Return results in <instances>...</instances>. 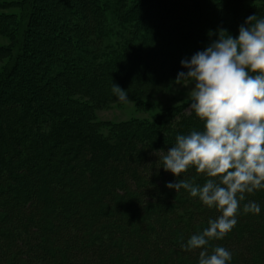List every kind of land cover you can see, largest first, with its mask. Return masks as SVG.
Wrapping results in <instances>:
<instances>
[{
  "label": "rangeland",
  "instance_id": "obj_1",
  "mask_svg": "<svg viewBox=\"0 0 264 264\" xmlns=\"http://www.w3.org/2000/svg\"><path fill=\"white\" fill-rule=\"evenodd\" d=\"M28 1L29 8L33 9L34 13L24 10L21 5H16L13 0H0V21L5 22L1 15L5 16L9 13L17 15L7 21L4 27L0 26V104L2 99L8 97L6 90L11 86H15L17 81H21L24 88L26 87L22 90V95L32 93L37 104L67 120L71 124L72 131L77 132L75 128L80 127L82 129L84 127L86 130L98 132L103 136H109V132L113 130L121 131L135 126L146 127L163 120L181 108L189 107L190 85H185L183 81H176V76L167 81L158 78L155 84L157 87L151 78H147L141 83L130 82L128 87L134 84L140 86L149 85L150 87L138 99H127L126 102L119 101L114 103L104 101L100 104L101 98H107L108 92L106 91L111 88L112 84L107 82L100 83L95 80L96 78L89 77L90 74L83 67V62L79 58H73L72 60L63 59L64 57L67 58L66 55L70 56L69 54L74 50V47H72L74 45L69 42L71 38H67L68 35L77 39L78 43L87 42L86 44H89L90 42L92 11L89 4H87V0ZM143 1L144 3L147 2L145 6L149 9L158 0H128V3L138 4ZM168 2L169 5L174 4V7H177V0H169ZM235 6L236 29L232 34L233 37L237 35L238 27L243 24L247 16H264V0H237ZM60 16L63 17L62 20H59ZM67 21L68 23H66ZM164 21L166 26L177 22L171 17L166 18ZM65 23L71 27L67 28L66 26L65 30H63ZM34 49H38V51ZM18 61L27 68L17 73L14 71L11 76L8 75L9 69ZM36 61L41 62L38 64ZM46 61L50 63L48 65L51 68H54L53 70L50 69V71L65 69L63 70L65 73L56 79L51 77L55 74L54 72L41 74L39 66L47 64ZM65 65L67 67H64ZM79 67H82L80 71L77 70ZM181 71H184V69L182 68ZM158 73L164 74L167 71L159 70ZM47 75L49 79L46 78ZM7 76V83H3L4 78ZM113 76L118 77L120 80L125 77L121 71H113ZM56 90L55 95L54 91ZM6 100L10 101V99ZM22 105L20 106L24 109H33V103L24 102ZM190 111L191 109L188 108L186 114H189ZM0 115L6 117L5 110H0ZM7 119L5 120V125L9 126V120ZM16 119L19 121L18 127L20 128L21 119L17 116ZM30 133L22 138H29ZM4 134V138L0 137V142L7 143L8 137L6 132ZM153 142L154 140L144 142L142 147H147ZM69 145H71V142L65 140L63 145L57 148L59 152L50 153L45 147L40 149L41 158H37L34 155L30 156L33 162L32 167L28 168L30 171L27 170L23 174V178H21V172L25 168L26 164L24 163H21V166L8 167V170L15 175L13 178L4 175L0 176V181L5 182L7 186L9 184H16L15 186H17L14 189V185L8 186L12 187L8 193L0 194V213H11L12 216L14 214L15 221L13 223L29 222L30 225L26 227V234L36 235L24 245L25 248L31 249L28 257L15 256V252H12V254L10 252L3 257L2 264H9L13 260L17 264H21L23 260L34 264L39 261L38 258H41L38 252L42 247H47L51 250L60 249L61 251L59 252L54 251L55 256L53 255L58 257V259L61 255H67L75 259L88 258L91 260V262L89 261L90 264H130L129 261L134 258L154 259L157 260L158 264H195L197 262L199 250L186 252L172 245L171 241H169L170 244L166 241L164 244L165 248L160 250L157 245L150 246L149 241L152 240V236L133 233L135 227L156 226L144 223V221L140 222L139 219L145 216L146 207L150 205L146 198L154 196L153 194L160 191V187L157 188L155 184L152 187V180L149 178L150 174L157 173V171H151L143 165L136 167L139 163L140 146H135V148L127 151L124 155L114 152L111 155L113 159H110L107 153V158L104 160L100 153L97 152L99 164H94L93 168L90 156L86 154L80 157L74 156L72 154L74 150H67ZM164 151L166 152L167 150ZM0 154L3 157H8L10 152L2 150ZM162 154L163 151L154 152L148 158L153 162H158V156ZM78 160L82 161L83 168L74 170L73 165ZM135 168L136 177L130 176L129 172ZM99 169H104V174L102 172L99 174ZM89 170L93 175L92 178H95L93 180L95 182L87 181L85 183L84 181V186L80 184L81 186H78L81 188L78 187L76 185L77 179L85 177V172ZM167 180L175 182L176 177L170 174L167 176ZM132 183L138 184L135 191ZM110 184L113 185L111 189H109ZM139 184H145V187L141 189ZM120 185L126 187L123 191L124 194L130 193V195H125L123 198L124 203L112 207L111 212H124L127 217H116L113 219V217L108 218L104 215L101 218V222L90 229L88 219L91 215L94 219L93 209H97L95 211V214H98L97 216L109 211L106 205L107 199L101 198L99 194L106 191L110 197H121L120 193L115 189ZM70 191L74 193V197L69 198L66 196L67 192ZM136 193L138 195L143 194L142 200L139 201L133 198ZM259 195L260 201H258V193L255 192L250 195L246 194V199L242 202H256L260 206L258 214L238 215L236 225L222 240L210 242L212 246H222L231 252V264H264V252L262 251L263 253H261L259 250V248H264V192ZM166 207L165 211L167 210L169 213L170 210L166 209ZM57 211L63 212L58 215L56 214ZM71 211L75 212V215L82 216L84 227L80 228L78 225L77 231L82 235L90 233L91 235H88L87 239L69 237L70 231L65 226L71 225L72 218L68 213ZM216 215L218 213L215 211L211 218L214 219ZM154 219L158 220L159 216ZM196 221L192 226L194 233L200 230L202 218L198 217ZM105 222L109 224L104 229L101 226L106 224ZM12 226L13 224H1L0 229H11ZM166 226H170L167 227L165 232L171 236L172 241L177 239L183 243L190 236V233L184 227L182 230L175 232V229L171 228V226L173 227L172 223H166L165 228ZM125 227L126 232H121V229ZM14 229L18 230L19 228L14 227ZM107 232L110 235L115 234L111 241H119L118 246L114 248L109 246V243L104 239L108 236ZM244 235L249 238H243ZM95 247L106 249L102 258L97 259L96 251L92 249ZM15 248H18L17 252H22L23 250V247L19 244ZM236 249L237 252H241L242 257H237ZM78 251L79 253L76 255ZM124 252L129 255L124 256ZM75 264L81 263L77 262ZM136 264H140V262Z\"/></svg>",
  "mask_w": 264,
  "mask_h": 264
},
{
  "label": "trees",
  "instance_id": "obj_2",
  "mask_svg": "<svg viewBox=\"0 0 264 264\" xmlns=\"http://www.w3.org/2000/svg\"><path fill=\"white\" fill-rule=\"evenodd\" d=\"M168 1L169 0H158L154 2L152 8L149 7V9H147L145 6L147 2L144 3V1L138 4H129L128 0H87V4H89L92 11L90 42L89 44H86V41V43H78L77 39L68 35L67 38H71L69 42L74 45L72 46L74 50L69 54L70 56L66 55L67 58L64 57L63 59L72 60L73 58H79L83 62V67L88 74H90L89 77L96 78L95 80L100 83H114L121 89L127 91L128 99H138L150 86L134 84L128 87V83H141V81L151 78L155 85L158 78H162L163 81L170 80L176 76L178 71L182 70L180 65L181 59H187L196 51L203 50L209 43L218 38L221 30L230 34L235 32V2H237V0H177V7H174V4L169 5ZM13 2L18 6L21 5L24 10L34 13V10L29 8L30 5L28 0H13ZM14 16L17 15L15 13H9L5 16L1 15V18L5 19V22L1 20L0 26L4 27L7 21L11 20ZM168 17L175 19L177 22L170 23L166 26L164 20ZM62 19L63 17L60 16L59 20ZM66 23H68V21ZM65 24L63 25V30H65L66 26L67 28L71 27ZM227 33H221V35H227ZM165 40H167L168 43H166L167 41ZM34 50L38 51V49ZM161 57L162 59H160ZM36 62L39 64L41 61ZM46 62L47 64L39 66L41 74L54 72L55 74H53V76L55 75V77H51L56 79L58 76H61V74L65 73V71H63L65 69L63 68V70L60 71H56V69L55 71H50V69L53 70L54 68L48 65L50 64L48 61ZM64 67H67V65ZM26 68L23 63L20 64L19 61L17 63L15 62L9 69L8 75L11 76L14 71L17 73ZM81 68L82 67H79L77 70L80 71ZM157 70H165L167 73L159 74ZM113 71H121L125 77L120 80L118 77L116 78L113 76ZM7 78L8 76L4 78L3 83H7ZM46 78L49 79L48 75ZM155 86L157 87V85ZM25 88L21 81H17L15 86H11L6 90L8 97L2 99L0 104V110H5L6 114V117L0 115V137L4 138L5 132L8 137L7 143L0 142V151L7 150L10 152L8 157H3L2 154H0V176L4 175L13 178L15 175L8 170V167H14L16 165L21 166V163H24L26 165L21 172V178H23V174H25L27 170L30 171L28 168L32 167L33 162L30 156L34 155L37 158H41L40 155L42 153L40 149L45 147L50 153L59 152L57 148L63 145L65 140L71 142L67 150H74L72 153L74 156L80 157L85 154L90 156L93 162V168L94 164H99L97 152L100 153V156L104 160L107 158V153L110 159H113L111 155L114 152H119L121 155H124L127 151L135 148V146H140L139 163L136 167L143 165L151 171H157V173L150 174L149 178L152 180V187L155 184L157 188L160 187V191L159 193L153 194L154 196L146 198L150 205L146 207L145 216L139 219L140 222L144 221V223L146 222L156 226L147 225L140 228L135 227L133 233L152 236V240L149 241L151 247L157 245L160 250H163L165 248V242L167 241L170 244L169 241H171L172 245L181 249L180 245L182 242L177 239L172 241L171 236L165 232L167 231V227H170L166 226L165 228L166 223H172L173 227L171 226V228L175 229V232L177 230L180 231V229L182 230L184 227L190 235L194 233L192 226L197 222L196 220L198 217L202 218L200 230L207 226V221L209 218L213 217L215 209H208L202 206L197 198L189 197L183 190L175 192L174 190L168 189L165 185L169 182L167 176L171 173L165 172L162 168H159V162H153L148 158L151 153L167 150L174 143L176 134H186L189 130H199L202 128V123L192 110L189 114H186V110L189 107L181 108L163 120L152 123L146 127L142 128L140 126H135L121 131L113 130L109 132V136H103L98 132L95 133L92 130H86L84 127L82 129L80 127L75 128L77 132L72 131L71 124L68 123L67 120L56 115L51 110L44 109L40 104H37L34 101L35 98L32 93L22 95V90ZM56 92L57 90L54 91L55 95ZM106 92H108V96L107 98L104 97V99L101 98L100 104L104 101L109 103L119 102L112 94L111 88L107 89ZM6 99H10V101ZM24 102L33 103V109H24L22 107V103ZM7 116L9 119H7ZM16 116L21 119L20 128L18 127L19 121L16 119ZM6 119L9 120V126L5 125ZM28 133L31 134L29 138H22ZM150 140H154V142L147 147H142L144 142ZM94 147H96V149H94ZM81 163L82 161L78 160L73 165L74 170L83 168V163ZM101 172L104 174L105 170L99 169L98 173L101 174ZM85 173V177L77 179V186L80 184L84 186V181L86 183L87 181L89 182L95 179L92 178L93 175L90 170ZM129 174L130 176H135L136 168L131 170ZM181 176L183 179L189 180L195 184L202 185L205 181V177H203L202 174H196L194 170L182 173ZM15 185L16 184H9L8 186H13L14 189L17 187ZM132 185L135 191L138 184L132 183ZM8 186L5 182L0 181V194L8 193L10 188H12ZM112 187L113 185L110 184L109 189ZM143 187H145V184H139V188L142 189ZM125 188L126 187L123 185L115 188L121 195V197L118 196L117 198L110 197L106 191L99 194L101 198L107 199L106 205L109 211L97 216L98 214H95L97 209H93L94 219L91 217L92 215L89 216L90 218L88 219L90 229L92 226L99 224L104 215L108 218L113 217V219L116 217H127L124 212H111L112 207L124 203L123 198L126 194H124L123 191ZM255 192L258 193V201H260L261 198L259 194L264 192V190ZM128 194L130 195V193ZM66 196L69 198L74 197V193L71 191L67 192ZM142 196L143 194L138 195V193H136L133 195V198L140 201L142 200ZM143 200L146 202L145 199ZM165 207L170 210L169 213L167 210L166 213ZM62 212L63 211H57L56 214L60 215ZM68 213L72 218L71 225L65 226V228L67 227L70 231L69 237L87 239L88 235H91L90 233L82 235L77 231L78 225L80 228L84 227V221L81 219L82 216L75 215V212L72 211ZM154 216H159V219L155 220L154 218L156 217ZM14 221V214L12 216L11 213H0L1 224H13L11 229H0V264H2L3 257L10 252L11 254L15 252L14 255H19V257H28L31 253V249L25 248L24 246L26 242L36 236L29 235L28 233L26 234V227L29 226L30 223H13ZM108 224L109 223L103 224L101 227L105 229ZM14 227H18L19 229L15 230ZM125 230L126 227L122 228L121 232ZM107 234L108 236L104 239L109 243V246L111 248L118 246L119 241H111L115 234L113 233L110 235L108 232ZM176 236H178V234H176ZM243 238L248 239L249 237L244 235ZM18 244L23 247L22 252H17L18 248L15 247ZM122 244L124 245V243ZM92 249H95L96 256H98L97 259L102 258L106 252L104 248L98 249L95 247ZM259 250L261 253L264 252V248H259ZM54 251L59 252L61 250H51L47 247H42L38 252L41 258H38L39 261L34 264H75L77 262L81 264H90L91 262L88 258L75 259L67 255H61L58 259V257H54ZM76 253L75 254L78 255L79 251ZM124 253V256L129 255L126 252ZM87 256H89V254H87ZM238 256L242 257L240 251L237 252V257ZM137 262H140V264H158L157 260L154 259L134 258L129 261L130 264H136ZM196 263L197 262H195V264ZM9 264H17V262L13 260ZM21 264L33 263L23 260Z\"/></svg>",
  "mask_w": 264,
  "mask_h": 264
},
{
  "label": "clouds",
  "instance_id": "obj_3",
  "mask_svg": "<svg viewBox=\"0 0 264 264\" xmlns=\"http://www.w3.org/2000/svg\"><path fill=\"white\" fill-rule=\"evenodd\" d=\"M221 33L227 32L181 59L184 71L176 74V81L190 85L189 108L202 128L176 134L158 156L159 168L176 177L168 189L183 190L218 213L180 245L186 252L199 250L197 264H231V252L210 242L222 240L238 215L258 214L256 202H242L264 190V16H247L235 37ZM111 92L120 102L128 99L114 83ZM189 170L202 174L204 183L183 179Z\"/></svg>",
  "mask_w": 264,
  "mask_h": 264
}]
</instances>
